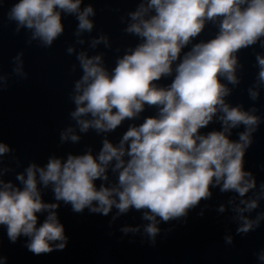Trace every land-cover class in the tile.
<instances>
[{
	"label": "clouds",
	"instance_id": "clouds-1",
	"mask_svg": "<svg viewBox=\"0 0 264 264\" xmlns=\"http://www.w3.org/2000/svg\"><path fill=\"white\" fill-rule=\"evenodd\" d=\"M96 14L91 0H14L7 11L14 34L23 30L27 45L36 42L45 49L64 34L63 18H75V39L66 54L75 55L72 72L79 68L81 75L69 93L74 108L68 115L74 124L61 130L59 140L61 145L78 144L90 130L102 136L98 152L87 146L81 154H52L45 164L32 161L20 172L15 155L4 159L15 149L0 140V227L9 242L24 237L26 249L37 256L63 251L69 237L58 217L62 203L77 214L87 209L108 216L115 209L110 226L138 212L147 223L119 230L135 235L142 228L154 246L160 223H186L189 212L210 200L217 188L233 194L217 211L230 208L236 234L258 229L264 211L252 213L264 201V181L258 185L246 170L245 156L264 117L255 103L246 109L228 98L242 82L240 53L264 49V0H137L134 10L120 16L123 33L137 43L117 47L111 68L104 52L95 53L101 45L113 47L106 33L91 36ZM209 25L215 34L199 39ZM22 56L12 57V74L27 79ZM254 56L258 71L247 94L256 102L264 89V51ZM8 79L0 71V92ZM146 109L155 114L143 116ZM126 121V131L114 143L109 134ZM212 124H219V130L203 131ZM240 128L232 139L233 130ZM10 173L15 182L5 179ZM43 190L51 191L54 202H45ZM203 214L202 208L198 215ZM224 241L231 245L233 236L225 235ZM254 255L264 264V248ZM0 264H8L2 241Z\"/></svg>",
	"mask_w": 264,
	"mask_h": 264
}]
</instances>
